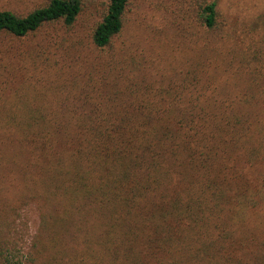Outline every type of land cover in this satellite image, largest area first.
<instances>
[{
	"label": "trees",
	"instance_id": "obj_1",
	"mask_svg": "<svg viewBox=\"0 0 264 264\" xmlns=\"http://www.w3.org/2000/svg\"><path fill=\"white\" fill-rule=\"evenodd\" d=\"M172 2L159 78L129 0L0 10V264H264L263 20Z\"/></svg>",
	"mask_w": 264,
	"mask_h": 264
},
{
	"label": "rangeland",
	"instance_id": "obj_2",
	"mask_svg": "<svg viewBox=\"0 0 264 264\" xmlns=\"http://www.w3.org/2000/svg\"><path fill=\"white\" fill-rule=\"evenodd\" d=\"M42 1L43 0H0V10L9 9L15 12H26ZM216 1L218 7L226 14L238 15L240 19L249 17V25L253 24L252 22L259 18H261L264 23V0ZM173 2L172 0H129L125 30L115 48L117 51L121 49L120 55H122V48H125L127 52L128 49L126 46L131 48L132 53L128 52L129 55H125V58L129 60L132 56L141 64H151V71L153 75H155V78H159L161 73V65H159L163 56L161 30L165 26L167 18H170V13L166 14L164 11L165 8L169 6V10L173 12V9L176 8V6H173ZM92 12L93 13L89 12L84 20L82 18L83 21L80 23L81 33L86 39L97 18L96 16H98L94 10H92ZM163 13L164 17H162ZM48 36L54 38L55 43H58V46H54L53 48L59 50V53H61L63 50L60 49V45L63 43V34L62 32H57L52 27L46 28L42 33L36 34L27 41L29 46H34L38 41L44 40ZM56 56H59V54ZM89 57L91 58L89 62L92 63L91 60L97 61L99 56L93 54V56L89 55ZM130 66H132L131 63H129V67ZM23 214L24 220L28 221L30 227L29 233H33L37 227L36 214L29 209Z\"/></svg>",
	"mask_w": 264,
	"mask_h": 264
}]
</instances>
